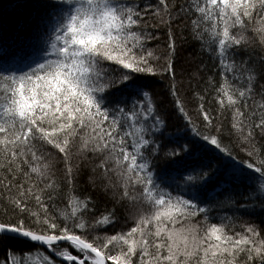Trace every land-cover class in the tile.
<instances>
[{"label":"snow or ice","instance_id":"1","mask_svg":"<svg viewBox=\"0 0 264 264\" xmlns=\"http://www.w3.org/2000/svg\"><path fill=\"white\" fill-rule=\"evenodd\" d=\"M0 264H264V0H0Z\"/></svg>","mask_w":264,"mask_h":264},{"label":"trees","instance_id":"2","mask_svg":"<svg viewBox=\"0 0 264 264\" xmlns=\"http://www.w3.org/2000/svg\"><path fill=\"white\" fill-rule=\"evenodd\" d=\"M189 51H191V50L189 49Z\"/></svg>","mask_w":264,"mask_h":264}]
</instances>
